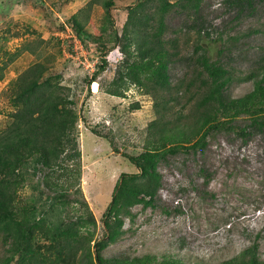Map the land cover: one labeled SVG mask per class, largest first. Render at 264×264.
I'll use <instances>...</instances> for the list:
<instances>
[{
    "label": "rangeland",
    "instance_id": "rangeland-1",
    "mask_svg": "<svg viewBox=\"0 0 264 264\" xmlns=\"http://www.w3.org/2000/svg\"><path fill=\"white\" fill-rule=\"evenodd\" d=\"M89 1L0 0V36L4 37L0 46L10 54L25 42L51 41L40 57H53L60 83L77 99L80 189L95 218L94 238H101V215L119 175L138 171L123 155L139 154L154 139L148 126L159 119V111H166L160 121L167 127L169 121L188 122L196 102L191 94L200 86L199 55L219 60L228 70L232 79L228 96L241 97L252 90L253 80L246 77L260 75L264 67V3L249 9L247 4L217 7L214 0H203L197 11L172 8L163 35L170 56V88L155 101L153 91L135 85L122 98L104 92L122 57L112 37L115 32L122 35L128 10L138 0H113L109 18L103 0H98L85 26L94 39L85 47L69 20ZM53 17L63 26H55ZM3 55L0 52V65L7 56ZM103 59L106 66L96 79L100 89L93 92L86 81ZM34 62L35 56L24 52L7 66L0 80V128L12 112L10 82ZM157 171L161 185L154 206L130 209L132 219L125 218L124 234L104 249L105 257L149 254L184 264H219L256 245L257 256L264 261V136L244 143L233 134L219 133L201 152L168 155ZM30 193L26 188L22 196ZM73 206L71 213H79V205Z\"/></svg>",
    "mask_w": 264,
    "mask_h": 264
},
{
    "label": "trees",
    "instance_id": "trees-1",
    "mask_svg": "<svg viewBox=\"0 0 264 264\" xmlns=\"http://www.w3.org/2000/svg\"><path fill=\"white\" fill-rule=\"evenodd\" d=\"M202 2L138 0L130 7L122 35L118 37L115 32L112 37L122 57L111 86L104 92L122 98L135 85L153 91L151 96L156 101L161 92L169 90L170 56L163 37L166 17L178 6L197 11ZM98 3L90 0L69 20L82 46L94 39L85 26ZM224 3L229 7L247 4L252 9L264 0H221L220 6ZM101 5L109 18L113 0H103ZM81 15L83 18L79 20ZM53 22L59 28L63 26L56 17ZM50 42L42 39L25 42L10 54L0 46V52L7 55L0 65V80L7 66L20 54L28 52L36 60L10 82L12 112L8 115L9 122L0 128V264H184L149 254L105 257L102 252L124 234V220L132 219V207L154 206L161 185L157 167L168 155L201 152L208 139L219 133L233 134L244 143L253 136H264V67L260 75L246 77L253 80L252 90L233 98L226 94L232 80L228 70L219 60L211 61L204 53L197 57L200 86L191 94L196 102L188 122L179 125L169 121L168 128L160 121L166 111H159V119L148 126L154 139L139 154L123 155L138 171L119 175L101 215L104 233L101 238H94L95 218L80 189L81 154L76 131L81 111L77 109V99L60 83L53 57H40ZM105 66L103 59L86 81L87 87L97 82ZM202 74L205 76L201 78ZM179 119L178 116L175 121ZM26 188L31 193L23 197ZM73 204L79 205V213H71ZM256 249L253 245L219 264H264Z\"/></svg>",
    "mask_w": 264,
    "mask_h": 264
},
{
    "label": "bare ground",
    "instance_id": "bare-ground-1",
    "mask_svg": "<svg viewBox=\"0 0 264 264\" xmlns=\"http://www.w3.org/2000/svg\"><path fill=\"white\" fill-rule=\"evenodd\" d=\"M97 83L95 82V83H92V90H93V92H97Z\"/></svg>",
    "mask_w": 264,
    "mask_h": 264
},
{
    "label": "built area",
    "instance_id": "built-area-1",
    "mask_svg": "<svg viewBox=\"0 0 264 264\" xmlns=\"http://www.w3.org/2000/svg\"><path fill=\"white\" fill-rule=\"evenodd\" d=\"M214 2H215V4H216L215 6L218 7V6H220L221 0H214ZM79 43H80V42H79Z\"/></svg>",
    "mask_w": 264,
    "mask_h": 264
}]
</instances>
